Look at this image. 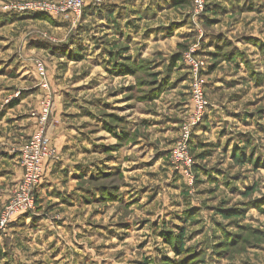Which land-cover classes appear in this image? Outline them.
<instances>
[{
    "label": "rangeland",
    "instance_id": "obj_1",
    "mask_svg": "<svg viewBox=\"0 0 264 264\" xmlns=\"http://www.w3.org/2000/svg\"><path fill=\"white\" fill-rule=\"evenodd\" d=\"M58 1L0 0V151L35 134L48 97L60 148L0 264H264V0H92L76 21L17 8ZM187 131L189 174L173 166Z\"/></svg>",
    "mask_w": 264,
    "mask_h": 264
},
{
    "label": "built area",
    "instance_id": "obj_2",
    "mask_svg": "<svg viewBox=\"0 0 264 264\" xmlns=\"http://www.w3.org/2000/svg\"><path fill=\"white\" fill-rule=\"evenodd\" d=\"M91 1L60 0L55 3H22L17 8L21 11H31L33 13L61 15L65 16L66 19L76 21L82 17L84 8ZM193 3L196 5V8H199L198 14L203 11L205 0H193ZM186 60L192 67V74L194 76L191 86L194 114L196 117H201L207 110L208 105L203 81L200 78V73L205 70L206 66L203 61H199L191 55L187 56ZM39 70V73L45 76L42 66L39 67ZM44 87L47 88V85ZM50 114L51 101L48 97L42 102V109L38 116H36L38 124L35 134L18 150L23 176L14 188L11 202L0 214V234L14 218L35 210L38 190L45 181L48 168L59 160V150L52 145L47 128ZM189 135L190 132L187 131L185 136L180 140L173 157V166L180 173L184 171L186 174H189L193 168V158L191 157L187 143Z\"/></svg>",
    "mask_w": 264,
    "mask_h": 264
},
{
    "label": "crops",
    "instance_id": "obj_3",
    "mask_svg": "<svg viewBox=\"0 0 264 264\" xmlns=\"http://www.w3.org/2000/svg\"><path fill=\"white\" fill-rule=\"evenodd\" d=\"M106 4L108 5V8H136L132 11H137L139 8H152L153 0H107ZM143 4V5H142ZM158 3H156L157 5ZM89 5V6H88ZM86 8H90L92 4H88ZM155 5V6H156ZM84 8L83 14L87 12ZM112 10V9H109ZM108 10V11H109ZM145 11V10H144ZM143 12V11H141ZM23 18V17H21ZM46 25L49 26V29L52 31H55L56 34H58V39L63 40L66 37H61L64 34H67V29L61 25V20H57L56 18H51V21H43ZM40 49L38 46L32 47ZM37 50V49H35ZM40 51V50H39ZM17 106L13 107L12 109L16 108ZM26 122L24 123V132L27 134L32 131V126L28 129V123H32V119L26 118ZM28 129V130H27ZM54 126L50 129V139L53 146H55L58 150L59 148V141L55 139L54 137ZM29 135V134H28ZM33 133L26 138H23L22 140H17L10 149H6L5 151H0V209L6 205L8 202V199L11 198L12 192L15 188V186L21 181L23 176V170L20 166L19 162V148L26 144L32 137ZM54 171L53 165H50L47 171V176L45 178V182L43 184L44 188L40 189V198L42 196V193H44V189L48 188L51 184V176H53L52 172ZM7 201V202H6Z\"/></svg>",
    "mask_w": 264,
    "mask_h": 264
}]
</instances>
